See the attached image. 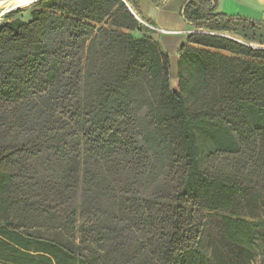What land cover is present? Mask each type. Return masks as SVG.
I'll return each mask as SVG.
<instances>
[{"label":"trees","instance_id":"obj_1","mask_svg":"<svg viewBox=\"0 0 264 264\" xmlns=\"http://www.w3.org/2000/svg\"><path fill=\"white\" fill-rule=\"evenodd\" d=\"M216 6L187 0L182 17L226 36L187 42L229 55L182 45L174 88L123 0L4 16L0 264H207L196 210L223 213L225 239L252 248L260 223L230 212L264 179V19ZM171 173L176 190L151 195Z\"/></svg>","mask_w":264,"mask_h":264},{"label":"rangeland","instance_id":"obj_2","mask_svg":"<svg viewBox=\"0 0 264 264\" xmlns=\"http://www.w3.org/2000/svg\"><path fill=\"white\" fill-rule=\"evenodd\" d=\"M239 2V1H238ZM235 0H217L216 11L225 12L228 15H234L233 12H241L243 16L263 20L264 19V1L261 0H243L244 7L233 8ZM225 6V7H223ZM32 4L28 7L20 8L23 12L19 17L26 20ZM225 8V9H224ZM237 15V14H235ZM172 66L170 67L171 87L176 86V61L174 55H171ZM143 115L144 111H140ZM120 129L130 135L133 131L132 120L123 119L119 125ZM34 163V161H33ZM41 164L37 163V166ZM38 166V167H39ZM41 168V167H39ZM178 174H167L160 178L151 190V195L172 194L178 184ZM195 222L198 224L200 233V247L206 254L207 264H263L264 261V179H255L249 181L245 195L235 201V205L230 212L236 217L252 220L260 223L257 228L256 239L251 249L235 245L227 241L221 229V212H206L196 210ZM194 221V220H193Z\"/></svg>","mask_w":264,"mask_h":264},{"label":"crops","instance_id":"obj_3","mask_svg":"<svg viewBox=\"0 0 264 264\" xmlns=\"http://www.w3.org/2000/svg\"><path fill=\"white\" fill-rule=\"evenodd\" d=\"M11 1L12 0H0V23H3L5 21L4 16L9 14L11 11L19 9L17 13L11 14V18H20L19 16L23 14L20 8H9L8 6H6ZM123 1L128 6L139 23H141L140 21H145L158 29L151 30L143 25L145 29L142 31V33L150 37L157 44L160 50L169 56L170 67L172 66L171 55H174V59L177 62L179 49L184 44L195 48H204L212 52L229 55V53L227 52L216 51L214 49L205 48L203 46L187 42L188 36L192 33H209L226 36L222 33L196 29L192 25L186 23L182 17V8L187 0H166L161 5H157L152 0ZM226 1L227 0H225V2ZM238 1L242 2L243 0H235V3H233L234 9L235 7H244V5H242ZM228 2H230V0H228ZM233 13L234 15H241V12L235 11ZM243 15L244 14L242 13L241 16ZM227 36L231 37L229 35Z\"/></svg>","mask_w":264,"mask_h":264},{"label":"bare ground","instance_id":"obj_4","mask_svg":"<svg viewBox=\"0 0 264 264\" xmlns=\"http://www.w3.org/2000/svg\"><path fill=\"white\" fill-rule=\"evenodd\" d=\"M37 0H12L8 6L9 8H23V7H28L31 4H33ZM3 11V10H2Z\"/></svg>","mask_w":264,"mask_h":264},{"label":"built area","instance_id":"obj_5","mask_svg":"<svg viewBox=\"0 0 264 264\" xmlns=\"http://www.w3.org/2000/svg\"><path fill=\"white\" fill-rule=\"evenodd\" d=\"M142 25H144L145 27L151 29V30H158L156 27L150 25L149 23L145 22V21H140Z\"/></svg>","mask_w":264,"mask_h":264}]
</instances>
